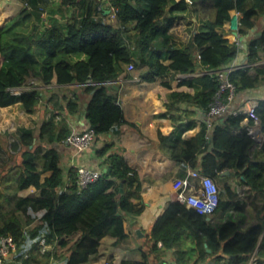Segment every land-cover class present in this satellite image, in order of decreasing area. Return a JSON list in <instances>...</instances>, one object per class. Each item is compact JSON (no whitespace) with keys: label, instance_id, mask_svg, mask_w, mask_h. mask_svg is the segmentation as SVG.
<instances>
[{"label":"trees","instance_id":"16d2710c","mask_svg":"<svg viewBox=\"0 0 264 264\" xmlns=\"http://www.w3.org/2000/svg\"><path fill=\"white\" fill-rule=\"evenodd\" d=\"M108 1L115 12L111 22L105 21L107 15L103 16L101 10L95 15L87 0H59L58 7L46 15L44 8L51 0H26L27 7L0 27V107L19 103L27 113H33L43 102V112L50 110L36 127L17 129L16 151L0 163V236L11 235L18 250L14 257L19 261L28 253L27 262L50 263L53 256H58L53 251L55 245H64L65 238L72 236L76 239L65 254L66 264H85L97 253L105 235H125V214L141 213L144 204L137 172L112 142L95 153L102 159L103 168L109 170L98 169L100 176L86 187L77 183L78 167H71L67 178L63 176L55 144L63 142L71 128L66 118L57 119L56 110L61 99L68 114L80 112L77 92L64 93L60 98L56 92H43L32 83L20 94L13 93L12 88L25 85L29 77L42 85H82L83 92L89 94L85 114L95 140L125 123L123 110L105 82L125 74L124 65L128 63L141 69L142 77L150 81L170 71L205 70L183 81L195 87L193 94L174 91L170 99L189 100L207 110L219 85L213 71L232 64L240 52L223 31L231 12L239 13L238 32L243 36L264 17V0ZM75 4L83 7V13L66 18L65 11ZM186 10L202 12L200 18L207 20L187 42H177L169 30L176 12ZM130 23H134L135 31L131 35ZM246 50L249 65L229 73L237 96L264 85V63L255 64L264 53V29L259 37L248 41ZM257 102L255 112L264 135V98ZM246 117L244 112L226 113L214 118L211 128L203 123L189 139L160 136L168 142L174 159L190 161L193 168L214 179L220 196L216 211L237 212V216L228 213L224 221L212 223L207 215L173 201L154 222L150 238L155 248L159 242L173 248L176 264H205L210 259L214 264H246L254 251L258 263L264 264V141L257 147L255 138L241 129ZM197 155H201L200 161ZM227 169L230 174H221ZM46 171L51 175L41 180ZM231 177L255 192L251 204L256 216L246 228L240 218L245 216L246 201L231 188ZM30 186L39 190V195H19ZM62 186L68 189L62 191ZM36 220L39 222L31 226ZM41 237L51 245L44 253L38 244Z\"/></svg>","mask_w":264,"mask_h":264},{"label":"crops","instance_id":"0c3cea01","mask_svg":"<svg viewBox=\"0 0 264 264\" xmlns=\"http://www.w3.org/2000/svg\"><path fill=\"white\" fill-rule=\"evenodd\" d=\"M106 1L110 7L109 1ZM58 2L59 0H51L50 4L45 6L43 15H46L47 11L56 9ZM87 3L95 11V15L101 10L103 16H108V14L105 15L103 13L102 0H87ZM25 7H27L26 0H0V27L7 25ZM83 10V7L80 8L78 4L70 6L65 11L66 18L71 19L74 16H78L80 12L83 13ZM201 16L202 12L190 13L189 10L176 12L170 29L175 27L179 17H183L186 22L181 19L178 22L179 27H184L185 25L192 32L199 31L202 29V22L207 20L206 18H200ZM105 21L111 22L110 13L109 18L107 19L106 17ZM133 25L134 23L128 24L130 28L129 34L135 33L132 29ZM227 27L228 25L223 26L225 37L229 42L237 44L240 48L238 57L233 63L248 66L249 64L246 63L247 43L250 39L260 36L264 29V17L257 20L255 26L244 36L240 35L238 30H228ZM260 54L262 59L255 64L261 65L264 63V53L261 52ZM204 71L191 73L190 76L185 78H178L177 73L170 71L151 81L142 77V71L139 68L135 69L134 72L126 71L125 74L120 75L118 78L105 82L109 92L115 95L123 110L125 123L99 136L86 151L77 152L65 140L55 144L60 153V167L63 171V176L66 178L71 167L87 166L101 170L104 167V163L101 158L96 156V149L105 143L112 142L114 148L123 153L128 165L137 172L141 180V201L144 204L142 212L139 214H125L123 221L125 235L120 238L105 235L100 240L97 253L85 264H104L106 260H116L122 264H176L175 250L165 247L161 242L155 248L150 238V232L156 219L166 211L173 201L177 200V190L174 188L175 180L184 178L193 167L190 161H177L174 159L169 154L168 142L163 141L160 136L175 138L180 135L182 139H189L200 131L204 120L207 118L206 110L199 108L189 100H172L170 99V93L178 91L193 94L195 87L183 81L202 75ZM135 78L138 79L136 80ZM41 89L43 92L47 90H50L49 92L54 91L60 98L64 93L72 94L77 92L81 103L80 112L68 114L62 108V102L59 99L58 107L60 109L56 110L57 119L60 117L66 118L71 131L82 130L89 126L85 114L89 94L83 92L82 85L71 83L59 86L53 83L44 85ZM261 98H264V85L239 94L232 106L240 107L241 105L246 107L244 104L247 100L258 101ZM14 106L22 109L19 103L0 108H11ZM48 107L49 109L53 108L51 104ZM25 113L31 114L33 118L38 119L37 122L39 123L50 114V110L44 113L41 105H39L33 113ZM248 123L249 120L244 119L241 122V129ZM36 125L24 126L36 127ZM239 131L240 129L235 130V133H239ZM255 140L257 147L264 141V135L260 128L257 131ZM196 159L200 161L201 155H197ZM227 171L230 174V170L227 169ZM50 175L51 171L44 172L41 175V180ZM228 181L234 192L246 201L245 216L240 217L242 227L246 228L250 222L255 220V209L253 204H251L252 195L255 192L248 185L238 183L235 177H231ZM67 189V186H62L61 188L62 191ZM29 194L39 195V190L34 186H30L19 192V195L22 196ZM228 213L237 216L235 210L230 209L228 212L218 210L212 215H207V219L212 223L222 222L227 218ZM38 222L39 220H36L31 226ZM75 239L76 237L70 236L65 238L67 242L64 245H55L53 251L58 256L52 257V264H66L65 254L73 245ZM6 264H19V260L15 257H9L6 260ZM31 264L39 263L33 260ZM205 264L214 263L210 259Z\"/></svg>","mask_w":264,"mask_h":264},{"label":"built area","instance_id":"2783aa9c","mask_svg":"<svg viewBox=\"0 0 264 264\" xmlns=\"http://www.w3.org/2000/svg\"><path fill=\"white\" fill-rule=\"evenodd\" d=\"M191 2V0H186ZM110 8V21L114 19V8ZM239 13L233 11L231 14V20L228 24L230 30H238ZM109 18V14L107 16ZM107 18V19H108ZM173 28V27H172ZM170 29V33L174 36V40L177 42H187L192 35L191 30H187L185 25L182 29H179L177 25L173 29ZM184 33V34H183ZM237 65L232 63L230 65H222L215 69L213 72L216 75L219 83L218 90L216 91L213 100L209 104L206 114L207 118L204 123L208 128L213 126V119L220 117L226 113L238 114L244 112L247 114L245 119H252V123H248L244 128L255 138H257V131H259V118L255 112L258 102L255 100H247L244 105L240 107H233V103L236 101V86L230 80L229 73L234 70ZM127 72H134L135 66L133 63L125 64ZM191 73L178 72V78H185L190 76ZM136 80L138 78H135ZM32 85H23L20 87L12 88L11 91L15 94H20L22 91L28 90ZM36 88H41L44 85H38L35 83ZM24 111V110H23ZM65 141L69 143L77 152L86 151L89 149L95 141L94 129L87 127L82 130H72L66 137ZM100 176V171L87 166H79L77 169V183L80 187H86L89 183L93 182ZM174 188L177 190L176 199L184 203L188 208L194 209L199 214L212 215L216 212L219 205V188L214 179L201 172L199 169L191 168L184 178L175 180ZM40 252L44 253L51 248V245L47 243L44 237L39 240ZM18 253L17 245L11 235L0 236V264H6V260L9 257H14ZM29 259V254L25 253L23 260L19 261V264H31L26 260ZM43 264H52L43 263ZM104 264H122L116 260H106ZM246 264H259L258 256L254 251Z\"/></svg>","mask_w":264,"mask_h":264},{"label":"rangeland","instance_id":"374dc122","mask_svg":"<svg viewBox=\"0 0 264 264\" xmlns=\"http://www.w3.org/2000/svg\"><path fill=\"white\" fill-rule=\"evenodd\" d=\"M183 20L186 22V19L183 17H179L178 21L175 24V27L178 24L180 20ZM228 28V27H227ZM181 30L182 27H179ZM189 30V28H186ZM228 30H230L228 28ZM133 34V33H131ZM130 34V35H131ZM184 34V33H183ZM125 66V65H124ZM143 69H145V65L142 66ZM137 69V68H135ZM135 71V70H134ZM29 83H32L35 85V79L33 77H29L25 81V85H28ZM42 85V84H38ZM40 103L39 105H42ZM24 110V109H23ZM20 109V107H11V108H0V143L2 147L0 148V163H5L9 155L14 153L16 150L14 149V143L16 142V135H17V129L24 125H36L38 122V119L36 120L31 116V114H26L25 110L23 111ZM24 113V114H23Z\"/></svg>","mask_w":264,"mask_h":264},{"label":"water","instance_id":"95a60500","mask_svg":"<svg viewBox=\"0 0 264 264\" xmlns=\"http://www.w3.org/2000/svg\"><path fill=\"white\" fill-rule=\"evenodd\" d=\"M102 5H103V13L106 15V14H109L110 13V8L109 6L107 5V1L106 0H102ZM109 170V168H103V172ZM229 172L227 170H224L222 171L221 174H228Z\"/></svg>","mask_w":264,"mask_h":264}]
</instances>
